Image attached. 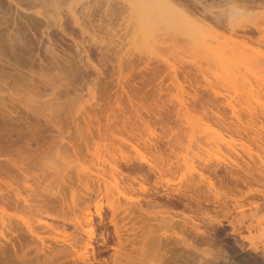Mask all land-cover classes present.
I'll return each instance as SVG.
<instances>
[{
	"label": "rangeland",
	"instance_id": "obj_1",
	"mask_svg": "<svg viewBox=\"0 0 264 264\" xmlns=\"http://www.w3.org/2000/svg\"><path fill=\"white\" fill-rule=\"evenodd\" d=\"M99 1L41 0L35 9H40L45 16H40L41 18L38 17V19L40 18L39 26L41 27L35 29L34 26H29V24L25 22L26 20L23 18L24 13L22 12L23 9L16 10L15 5L12 3L9 4L10 2L8 0H0V3H2L0 4L2 6V9L0 8V20L2 22V24L0 22V54H2L0 55V81H2L0 83V90L1 92H4L2 90H6L7 93H9L10 89L8 90V87H11L12 91L20 93L16 101L9 99L7 96L5 99H0V114L3 112V109L6 110L11 108L12 110L19 111L24 116L23 120L21 119L17 122L9 118L4 119V115H0V129H2L0 131V140L5 139L8 141L5 148L4 146L0 148L3 152L0 153V171L4 173V175L0 173V180H4V183L1 181L0 185L2 183V188H5L6 192L10 187L14 188L12 190L22 192L24 196L30 193L32 196L29 195L31 196L29 198L33 201V204L30 201L31 206L29 207L24 205L16 206L14 203H12L14 206H11V203L5 202L6 200L3 201L0 198V200H2L0 201V220L4 218L7 223V228L0 224V227L2 226L4 229H0V264H59V262L63 264L66 262L67 264H72L73 262L74 264V262H77L79 259V263L81 264L82 260L79 256H82V258L83 256L86 257L87 255H85V253L90 250L87 244L88 237L86 235L92 229L89 227L95 228L93 236L94 241H92V243L97 247L101 246L100 241L102 234L106 235V232L102 230L103 227L101 228L100 219L96 214L98 206H101L102 212L108 217L112 214L111 209L108 208L110 197L106 198L105 192H100L99 184L101 181L98 184L100 179L104 181H102L104 184L101 190L105 189V185L109 186L106 188H110L112 185L111 188L113 190V186L117 187V189L120 188L119 191L114 190L120 192L117 193L119 194L118 196L122 197L121 195L125 193L123 199L125 196H129L128 201H134V204H137L138 200H140L143 210L136 207V214L138 216L143 214L144 218L145 216L146 218L148 217L147 220L145 219L146 223H154V225H151L153 227H150V223L147 225L148 227L146 226L143 232L144 235L142 234L143 236L146 235L145 237L141 235L139 239L134 241V245L138 244V247L136 246L135 248L132 246V249L130 244L127 246L128 252L129 250L133 251H131L132 253L130 252V254L136 253L134 255V257L136 256L135 258H132L133 255L130 256L131 258L128 255L126 258L129 257V259L132 260L129 261L125 258L128 260L126 262L124 261L123 255L119 253V255L123 257L121 258V261L123 260L122 264H134V260L135 264H264V121H262L264 119L261 118V114L263 113L260 112L259 119H262V123L258 120L259 116L256 113L258 116L256 117L257 121L253 119L256 121V123L254 121L255 125H257L255 126L253 121L250 122L248 119L250 117L248 111L242 110L238 104L235 105L239 102L242 103L244 95L240 93L241 91H239V88L243 87L241 84H246L242 83L244 82L243 80H240L237 82L238 84L233 86L234 83H232V81L229 82L227 79L226 81L223 77V73L220 74L222 70L217 69L220 66L211 60L210 67L206 56L204 58L203 51L198 52L201 50L198 45H196L197 47H193L194 49L196 48L197 51L187 47L189 42L186 41V43H183L185 39L180 37L179 34L178 36L176 35L178 39L173 41H170V39H174V36L170 39L165 36L164 40L158 42L160 44L156 43V45L158 44L161 46H158L159 48H156L154 43L151 46L148 45V47H146L148 51L146 52L144 46L147 43L144 44L145 39L141 41V36V38L139 37L141 40H137L139 43L136 41L140 33L136 26H132L135 20L131 19L134 20L133 23L129 20V17H133L128 11L123 10V14L119 12L120 15H113L114 17L112 16L113 19L111 20H107L108 17H105L106 19L103 18V20L101 16L102 13L100 12V14H98L101 16L102 20L100 19L99 21L96 20V17L99 19V15L96 13L98 16L87 18V21L90 19L91 23H89L90 25H85V34L82 33L79 30L80 28H78L77 25L75 26L73 22L69 25L72 18L69 14V16L66 15L67 12L65 13L62 9V11H60L62 13L61 15L58 11V8L61 7L60 4L65 6L67 5L66 3H70L69 6L73 3V6H76V8L78 7L77 9H80L79 7H82L83 3H85L83 8L87 6V9L89 7L91 12H96L97 9H100L99 7H101V10L107 8L109 2L110 4L114 1L121 2V0H107L108 3H104L106 0H102V4V1ZM221 1L224 2L228 0H204L206 5H209L208 8L212 7L210 9L216 13L220 10V12H222V10L225 11L228 9L229 5L225 7L222 5ZM74 2H76V5ZM219 3H221V5ZM56 5L60 7L57 8ZM238 5L244 8L247 6L246 9L249 11L244 10L249 12L247 14L251 17H248L245 13L242 14V12L238 13V19L236 18V20L239 24L244 22V20L248 22L250 20L251 22L253 18H256L254 21L257 22L264 21V2L253 3L242 0ZM221 6L225 7V9ZM64 9L66 10L67 8ZM61 17L63 19L67 17V19H65V21L68 20L67 23L64 24L62 22L64 20H61L64 27L66 26V32L61 31L57 26L59 25L58 21L60 22ZM247 17L249 19H246ZM259 17H261V19ZM257 18L259 19L257 20ZM95 20L96 23L94 24ZM130 21L132 23H130L131 25L128 24ZM126 23L128 27H130L127 28L126 26L125 29ZM96 25L101 27L102 31H100L99 27L98 30L97 27H95ZM108 25L109 27H106ZM89 26H91V29L87 32ZM105 27L106 29H104ZM110 27H113V30ZM131 27H136L135 29H137L138 32L134 30L130 33L129 31H132L130 30ZM163 27L162 31L164 30L166 32L165 29L167 27L165 26L166 28L164 29ZM215 27V32L224 36L220 37L221 39H214V41H216L214 42L215 46L216 44L221 45L219 42L223 40L224 45L227 41H235L234 39L229 40L227 38L230 36V33L225 31L224 28L217 27L216 25ZM32 28L35 30L39 28L40 30L35 31ZM103 29L109 30L104 32ZM127 29L129 30L127 31ZM41 31H45L44 34H42ZM114 31L115 33L117 31L119 33L115 35ZM172 31L176 34L174 30ZM172 31L170 35L173 34ZM106 32L109 33L105 34ZM158 32L161 34L160 31ZM45 33L50 34V40ZM66 33L69 34L67 35ZM167 33L170 32L167 31ZM14 35H16L15 38H13ZM81 35H83V37ZM106 35L113 37H107ZM122 35L126 37L129 36L128 38L131 40L137 38L130 43V39L124 38ZM96 36L99 39H97ZM119 36L123 39L119 38ZM244 36L245 37L242 36L243 41L240 39V36L237 37L238 40L236 38V42L247 45L245 49H248V51H253L251 50L253 48L256 52H261L262 55H264V36L261 35L260 31L249 32ZM112 39L115 42H113ZM119 39H121V41ZM77 40L79 41L78 45L80 44L79 49L82 45L84 49L79 50L78 47H76ZM176 41L180 45L178 44L176 46L171 43H176ZM192 44L189 46L192 47ZM178 46L180 47L178 48ZM85 48L90 54L93 63L98 65V67L102 66L101 71L104 73V75H102V80L106 78L105 80H107L109 86L106 85L105 80L101 81L100 76L98 78V74L92 66L86 64ZM153 48L157 50L155 51ZM220 48L218 46L216 50H222ZM176 51L178 52L176 53ZM154 52L158 54L155 55ZM179 53L184 55L181 57ZM191 54H194L193 57ZM182 58H184V60ZM198 59L201 63L198 62ZM204 61H207V64H205L206 62L203 63ZM83 64L86 66L84 67ZM167 64H169V67ZM172 64L174 67H172ZM170 65H172V68ZM118 67L121 72H119ZM173 68H175L176 71H174ZM75 72L78 74V77L72 75V73ZM20 73L26 74H23L21 77L19 76ZM203 74L206 80L202 76ZM119 75L128 77L122 79V86H124L127 93H121L119 84H117ZM216 75L223 80H218ZM213 76L216 78L215 80ZM82 78L84 80H81ZM44 79H47V81L49 79V82L44 83ZM255 79L257 78L250 77L252 83ZM4 81H6L8 85ZM255 83H253L254 87L256 86L255 88H258L257 91H259L257 94H262V99H264V94L262 93L264 91V88H262L264 87V82L259 80L255 81ZM30 84L31 86L29 87ZM36 84H40L39 86L41 87L39 88ZM6 85L7 88H5ZM228 85L234 87H232L233 92H231L232 90ZM236 85L240 86L237 88ZM105 86L108 87L110 94L113 93L110 98H107V94L105 95L106 97L104 96L106 91ZM213 86L218 92L215 91V94H218L216 97L219 98V95H221V99L223 97L222 100L216 98V102L214 91H209V88ZM130 88L135 90L132 89V91ZM40 89L42 92L38 91ZM237 89L239 90L237 91ZM117 90H119V94L115 96ZM210 90H212V88ZM211 92L214 96H211ZM237 92L239 93L238 96L241 95L242 97L237 96L238 98H236L235 95H237ZM5 93L6 92L3 94ZM7 93L5 95H7ZM29 93H32L34 96H32V94L28 95ZM3 94L0 93V96L2 97ZM128 94L130 97H128ZM232 95H234L233 98ZM118 96L122 99V103L126 106L125 110L127 111L123 114L122 111H118L117 109L118 113L120 115H129L134 118V121L138 122V124L135 123L134 127L130 124L126 127H123L121 124L116 125V123L115 125L113 123L112 125H107L110 121L103 118L102 123L105 124L106 127L104 126L101 132L94 131L93 134L89 136V134H85V131L81 130L85 134V138H82L79 135L77 136L74 131L75 127L73 126L70 127V131L74 134L70 136L66 133L64 134L65 136L62 134L60 135V132L51 128L45 120V118H47V120H50L53 124L62 127L66 132L68 130V122L72 121L73 118H79L80 116L81 118L78 120L82 123L81 119L84 115L82 110L85 111L87 108L90 109L87 110L89 114H94L95 111L94 113L93 111L91 112V107L96 108L97 103H102L104 100H107L106 102L108 104L110 100V102L115 101ZM101 98L104 99L101 100ZM237 99H240L239 102H236L238 101ZM229 100L233 101V103L235 102L232 105H234L236 109L240 108V113H236L238 109L232 112L233 110L230 108ZM106 102L102 104L107 106L105 104ZM242 104L244 105V102ZM3 105L6 108H4ZM33 107L36 109H34V112L36 111L41 115H39L38 118L37 115L32 112ZM105 112H101L103 116L105 114L106 116L110 115V112ZM84 113H86V111ZM100 114L99 116H101ZM232 115L233 117L235 116L236 119H233ZM246 115H248L247 121L250 122V124H248L252 125L248 127H251L252 130L246 128ZM25 117L26 119H24ZM252 118H254V116H251L250 120H252ZM195 120H198L199 123ZM243 120L246 123H244ZM200 122L202 123V130L201 126H199L201 124ZM238 122L239 124H237ZM27 123H31L33 126L37 124L39 127L44 128L43 133L35 135L38 137L41 148H37L38 145L32 143L31 150L32 148L33 150H30L31 152L27 148L26 139L29 137L33 138V136L28 130ZM83 123L82 126L85 128V122ZM196 123L197 125H195ZM205 124H209V127H206ZM240 124H242L243 129L246 128L247 131L245 129L244 131ZM232 125L235 126L233 127ZM237 126L240 129L237 128ZM254 126L256 129L255 131L253 130ZM213 129H218L216 131H220V134L223 133L222 136H220V134L218 135V133L214 134L215 131ZM241 129L243 132H241ZM257 129H259L258 135L256 134ZM209 130H212V134L209 133ZM249 130L250 132H248ZM203 132L205 133L204 137L206 136V140H203L204 138L201 137ZM86 135L88 137L87 139ZM198 136L203 139L198 140ZM215 139L218 141L216 144L214 143ZM3 140L0 141V144H3ZM9 141L15 143L10 144ZM246 162H249V167ZM15 164L19 165V168L21 167L19 171V168ZM57 164L58 166L60 165L59 168L62 169L63 172L56 166ZM115 165H117L118 169L115 167L116 169L113 170V166ZM217 165L220 168L225 167L224 169L228 171V173L226 171H219V175L222 173L228 174V179L224 182H221L220 177L209 169ZM226 166L228 167L226 168ZM23 169L26 171L24 172ZM79 169L83 170L81 171ZM50 171L53 173V176L49 174ZM79 171H81V173ZM231 174L235 175V177H232ZM27 175L29 177H27ZM97 177L100 179L98 180ZM34 181L37 183H33ZM5 182L7 184H5ZM25 182L26 185L24 187ZM27 182H29V185L34 184L37 188L32 185L31 190H29ZM8 184L9 186H7ZM13 185L15 187H13ZM48 185H52L53 188L50 187L52 189H48ZM155 185L160 190L164 191L165 189H169V191L171 190L170 192L173 191L172 193L176 196H179L180 193L182 195L183 192L189 190L191 186L204 188L205 194L209 195V197L206 196L209 201L202 202L201 205H194L192 208H185L182 204L179 206H171L169 205L170 203L168 204L163 198L154 199L153 191L156 189ZM38 186L43 188L40 187V189ZM46 186H48V188ZM44 187L49 191H46L47 189L45 190ZM35 188L38 193L40 192V195L42 192L45 193V196L42 194L43 197H39L41 200H44V197H46L44 201H38V198V200L32 199L34 198L32 193ZM9 189L8 191L11 190ZM25 189L27 191H25ZM120 190L123 191V194H121ZM47 192L51 193L48 194ZM127 197L125 199H127ZM148 199H150V202L146 203ZM120 200H122V198H120ZM202 201H204V199H202ZM32 206H37V211ZM13 207L15 209H13ZM26 207H32L35 210L31 208V212L30 209H26ZM16 208L20 210L18 209L16 211ZM89 217L93 218V225L89 223V219H87ZM6 218H8L7 221ZM11 220L12 222H10ZM160 220L163 221L161 222ZM159 221L163 223V228ZM166 222H169L167 223L169 227L171 226L170 229L167 226L168 230H166L167 227L165 228ZM218 222H222V224L218 225ZM28 223L30 226H34L32 228L35 230V233L29 230ZM155 223L161 226H156ZM230 223H234L238 228H241V235L245 237L244 239L239 237V234L234 235L232 233L233 227ZM140 224H142V222ZM156 227L159 228L154 231ZM194 227H197L196 229L198 230L194 229ZM112 228L113 227L109 225L108 232L111 231V235L113 233ZM88 229L90 230L88 231ZM3 231H5L6 235H4ZM197 231L200 232L198 235H202V233H204V235L211 234L210 238H212V244L201 240L196 241L193 235L194 232L197 233ZM160 234H162L160 237L163 238V241H167H162L163 243H161V245L156 241ZM166 237L168 240H165ZM141 241L142 244L140 245L139 243ZM191 241H195L192 247L187 244ZM213 241L215 243H213ZM162 244H165L164 247H166L164 248ZM64 246L66 247L61 249V247ZM135 249H137V251ZM112 252L113 250H111L110 253L112 254ZM59 255L64 256L61 257ZM110 255L107 253L103 254L102 258L109 257ZM108 261L110 262L111 259ZM131 261L133 263H131Z\"/></svg>",
	"mask_w": 264,
	"mask_h": 264
},
{
	"label": "bare ground",
	"instance_id": "obj_2",
	"mask_svg": "<svg viewBox=\"0 0 264 264\" xmlns=\"http://www.w3.org/2000/svg\"><path fill=\"white\" fill-rule=\"evenodd\" d=\"M10 3L9 4H14L15 5V9L16 10H21V9H23L22 10V12L24 13V17L23 18H25V22L26 23H28L29 24V26H34L35 27V29L37 28V27H41V26H39V19L41 18L40 16H45V14H42L43 12L40 10V9H35L38 5H39V1H41V0H8ZM63 1V0H62ZM97 1H99V0H97ZM102 1V0H101ZM240 1H242V0H228V1H224V2H222V5H224L225 7L226 6H228V9H226L225 11L224 10H222V12H214V11H212L210 8H212V7H210V8H208V6L209 5H206V3L204 2V0H121V2H113V3H111L110 4V2L108 3V1L106 0V1H104V3H108L107 5V8H104V9H102L101 10V7H99L100 9L98 10L97 9V11L94 13V12H91L90 10H89V7H88V9H87V6H85V8H83V6L85 5V3H83V6L82 7H79L80 9H77L76 8V6H73L74 4L73 3H71V6H69L70 5V3H66L67 5H65V6H63V5H61L60 3H61V1H60V6L62 7H60V6H58V5H56L57 6V8L58 7H60L61 8V10H60V8H58L57 10L59 11V14L61 13L60 11H62V9H63V11H65V13L67 12V14L66 15H70V17L72 18V20H71V22H70V20H69V25L73 22V24L76 26H78V28H80L79 30L82 32V33H86V26L89 24V23H91V20L90 19H88V21H87V18H90V17H96V15L99 13L100 14V12L102 13L101 14V16H102V19L103 18H105V17H108V19L107 20H111V19H113L112 18V16L114 15H120V13L119 12H121V14H123L124 13V11L123 10H125V11H128V13H130L131 14V16L133 17V18H131V17H129L130 19L129 20H131V19H134L135 20V23L134 24H132L133 23V21L134 20H131L132 21V23H131V21L128 23L129 25H131L132 24V26L134 27V26H136L137 27V29H138V31H139V36H138V38L136 39V38H133L132 40L134 41L135 39H136V41L138 40V41H140L141 39V36H142V40L141 41H143V39H145L144 41V44H146L144 47H145V49H146V47H148V45H153V43H154V46L157 48L159 45L158 44H160V43H158V42H160V40L162 41V40H164V37L165 36H167V37H169V39L170 38H172L173 36H174V39H170V41H173V40H175V39H178L177 38V36H178V34H179V36L180 37H182L183 39H185L184 41L185 42H183V43H186V41H188L189 42V45H191L192 43H197V44H192V47L191 46H189V45H187V47H189V48H193L194 46H196V45H198V47H199V49H201L200 51H198V52H201V51H203V54H204V58H205V56H206V59H207V61L209 62L208 63V65L210 66V62H211V60L212 61H214L218 66H220L219 68H217V69H221L222 71L220 72V74L221 73H223V75H221V76H223L224 78H225V80L227 79V80H229V82L230 81H232V83H234V85L233 86H235V84H238L237 82L238 81H240V80H243L244 82H242V83H245L246 85H242L241 84V86H245L244 88L242 87H240L239 89H237V91L239 90V91H241L240 93L242 94V95H244L243 96V98L245 99H243V101H242V103L244 102V105L241 103V102H239V100L240 99H237L238 101H236V102H239L240 103V105H239V103H236L235 105H237L238 104V106H240V108L243 110H247L248 111V113H246V114H248V115H250V117L252 116H254V118H252V120H250V117L248 118L249 119V121L250 122H252L253 121V123H254V121L257 119L256 117H258L259 116V114H261V113H263V114H261V118L262 119H264L263 117H264V99H262V94H257V93H259V91H257L258 90V88H255L254 87V84L253 83H255V81H259V80H261V82L263 81L264 82V55H262V53L261 52H256V50H254L253 48L251 49V50H253V51H255V52H253V51H248V49H245V47L247 46V45H244V43H238V42H236L237 40H238V38L237 37H240L241 36V40L243 41V39H242V36L243 37H245L244 35L245 34H248L249 32H256V31H260V33H261V35H263L264 36V21L263 22H261V21H254L255 19L253 18V21H251L250 22V20H249V22L248 21H245L244 20V22H242V23H238V21L236 20V18H237V16H238V13H240V12H242V14H247V13H249V12H247V11H245V10H248V9H246V7L247 6H245V8L243 7V6H239L238 5V3L240 2ZM246 1H249V2H253V3H255V2H258V3H262V2H264V0H246ZM3 2V1H2ZM59 2V1H58ZM79 2V1H78ZM100 2V1H99ZM75 3V5H76V2H74ZM80 3V2H79ZM81 3V4H82ZM102 4H103V1L101 2ZM0 4H2V3H0ZM26 6H25V5ZM80 4V5H81ZM110 4V5H109ZM220 5H221V3H219ZM24 5V6H23ZM1 6V5H0ZM78 6H79V4H78ZM94 6V5H93ZM98 6V5H97ZM104 6V5H103ZM219 6V5H218ZM72 7V8H71ZM92 7V6H91ZM106 7V6H105ZM213 7H214V5H213ZM221 7H223V6H221ZM225 7H223L224 9H225ZM1 9H2V6L0 7ZM64 8H67L66 10L64 9ZM219 8V7H218ZM222 9V8H221ZM245 9V10H244ZM1 11V10H0ZM243 11H245V12H243ZM249 11V10H248ZM19 12V11H18ZM97 13V14H96ZM58 14V13H57ZM98 14V15H99ZM61 15H62V13H61ZM68 15V16H69ZM97 15V16H98ZM129 15V14H128ZM225 15V16H224ZM22 16V15H21ZM67 16V17H68ZM101 16L99 15V19H97L98 17H96V20L97 21H99L100 19H101ZM113 16V17H114ZM247 16H248V14H247ZM38 17H40L39 19H38ZM67 17L66 18H62L61 17V19H60V22H61V20H64L65 21V19H67ZM84 17V18H83ZM248 17H250V16H248ZM246 18V19H249V18ZM22 18V17H21ZM22 18V19H23ZM43 18V17H42ZM83 18V19H82ZM251 18V17H250ZM260 19H261V17H259ZM259 18H257V20L259 19ZM264 18V17H263ZM262 18V19H263ZM101 19V20H102ZM106 19V18H105ZM121 19V18H120ZM238 19V18H237ZM24 20V19H23ZM58 20V19H57ZM96 20H95V22H94V24L96 23ZM104 20V19H103ZM114 20H115V18H114ZM127 20H128V18H127ZM128 20V21H129ZM62 21L64 24L65 23H67L68 22V20L67 21ZM92 21H93V19H92ZM0 22H1V20H0ZM60 22L58 21V23H59V25H57L58 26V28H60L61 29V31H63V32H66V29H65V27H64V25H63V23L61 22V24H60ZM57 23V24H58ZM101 23L103 24V22L101 21ZM131 23V24H130ZM1 24H2V22H1ZM0 24V25H1ZM105 24V23H104ZM124 24V23H123ZM122 24V25H123ZM127 24V23H126ZM128 24L127 25H125V29H126V26H127V28H129L128 27ZM41 25V24H40ZM86 25V26H85ZM90 25V24H89ZM99 25V24H98ZM101 25V24H100ZM107 25V24H106ZM113 25H115V26H117L116 24H113ZM112 25V26H113ZM215 25L217 26V27H222V28H224V30L225 31H228L229 33H230V36L229 37H227L229 40L230 39H234L235 41L233 42L232 40H230V41H227V43L225 42V45H224V40L221 42H219V43H221V45H217L216 44V46H215V44H214V42H216V41H214V39H216V38H220V37H224L222 34H219V33H216L215 32V30H216V27H215ZM4 26H5V24H4ZM101 26H103V25H101ZM161 26V27H160ZM164 26V27H163ZM167 28H170V29H167ZM1 27V26H0ZM95 27H97V29H98V27L99 26H95ZM104 27V26H103ZM106 27H109V25L108 26H106ZM106 27L104 28V29H106ZM133 27H131L130 28V30H132V31H129L130 33L131 32H133L134 30H136L137 31V29H135V28H133ZM162 27H163V29L164 28H166L165 30H166V32L163 30L162 31ZM215 27V28H214ZM77 28V27H76ZM100 28V31H102L101 30V27H99ZM110 28H112V30H113V27H110ZM119 28V27H118ZM160 28V29H159ZM222 28H221V30H222ZM1 29V28H0ZM33 29V28H32ZM35 29H33V30H35ZM91 29V26H89V29H88V31L87 32H89V30ZM96 29V30H97ZM103 29V30H104ZM115 29V28H114ZM218 29V28H217ZM38 30H40L39 28H38ZM38 30H35V31H38ZM75 30H77V29H75ZM99 30V29H98ZM107 30H109V29H107ZM107 30H104V32L105 31H107ZM129 29H127V31H128ZM157 30V31H156ZM172 30H174L175 32H176V34H174V32L172 31ZM219 30V29H218ZM2 31V30H1ZM124 31V30H123ZM127 31H126V33H127ZM137 31V32H138ZM158 31H162L161 32V34L158 32ZM167 31L168 32H170V33H167ZM171 31H172V33L174 34H172V35H170L171 34ZM42 32V31H41ZM44 32L45 31H43L42 32V34H44ZM81 32H80V34H81ZM103 32V33H104ZM111 32V31H110ZM121 32V31H120ZM154 32H156V33H154ZM166 33V34H164V33ZM219 32V31H218ZM263 32V33H262ZM109 32H106L105 34H108ZM114 33H115V31H114ZM117 34L119 33L118 31L116 32ZM115 33V35H117ZM125 33V34H126ZM159 33V34H158ZM163 33V34H162ZM8 34V33H7ZM46 34V36L49 38V40L51 39L50 38V34L49 33H45ZM67 35L69 34V33H66ZM83 34V35H84ZM102 34V33H101ZM113 34V33H112ZM128 34V33H127ZM126 34V35H127ZM11 35V34H10ZM83 35H81L82 37H83ZM109 35H111V34H109ZM109 35H106L107 37H113V36H109ZM114 35V36H115ZM177 35V36H176ZM2 36V35H1ZM15 36L16 35H14V37L13 36H11V37H13V38H15ZM80 36V37H81ZM94 36H95V34H94ZM103 36V35H102ZM123 36V35H122ZM133 36V35H132ZM135 36H136V33H135ZM8 37H10V36H8ZM88 37H89V35H88ZM104 37V36H103ZM124 38H128V37H126V36H123ZM140 37V38H139ZM96 38H97V36H96ZM119 38H122L121 36H119ZM132 38V37H131ZM236 38H237V40H236ZM85 39V38H84ZM83 39V40H84ZM97 39H99V38H97ZM123 39V38H122ZM128 39H130V38H128ZM217 39V40H218ZM221 39V38H220ZM15 40V39H14ZM48 40V41H49ZM76 40V39H75ZM89 40V39H88ZM109 40H111V39H109ZM113 40V39H112ZM120 41H121V39H119ZM125 40V39H124ZM132 40L130 39V41L129 40H127V41H129L130 43L132 42ZM146 40H147V42H146ZM182 40V39H181ZM227 40V39H226ZM240 40V41H241ZM78 41V40H77ZM137 41V43H139ZM166 41H168V40H166ZM82 42V41H81ZM98 42V41H97ZM113 42H115L114 40H113ZM119 42V41H118ZM123 42V41H122ZM150 42V43H149ZM218 42V41H217ZM233 42V43H232ZM78 43H79V41L77 42V44H76V47H78V49H79V45H78ZM112 43V42H111ZM126 43V42H125ZM134 43V42H133ZM149 43V44H148ZM152 43V44H151ZM156 43H158L157 45H156ZM171 43H173L174 45H178L179 43L176 41V43H174V42H171ZM181 43V42H180ZM191 43V44H190ZM218 43V44H219ZM236 43V44H235ZM11 44V43H10ZM109 44V43H108ZM120 44V43H119ZM143 44V45H144ZM165 44V43H164ZM188 44V43H187ZM213 44H214V46L216 47V48H218V46H219V48L220 49H222V50H220V51H217L216 50V48L213 46ZM239 44V45H238ZM125 45V44H124ZM137 45H139V44H137ZM136 45V46H137ZM180 45V44H179ZM229 45H232V46H229ZM52 46V45H51ZM117 46V45H116ZM239 46H242V47H239ZM82 47H83V45H82ZM80 48V49H84V48ZM114 47V46H113ZM142 47V46H141ZM141 47H140V49H141ZM144 47H142V48H144ZM159 47H161V46H159ZM158 47V48H159ZM171 47V46H170ZM180 46H178V48H179ZM197 47V46H196ZM53 48V47H52ZM51 48V49H52ZM167 48H168V46H167ZM226 48V49H225ZM250 48V47H249ZM79 49V50H80ZM86 49V48H85ZM134 49V48H133ZM154 49V48H153ZM169 49V48H168ZM194 49V48H193ZM198 49V48H197ZM198 49V50H199ZM103 50V49H102ZM144 50V49H143ZM150 50V49H149ZM155 50V49H154ZM157 50V49H156ZM155 50V51H156ZM164 50V49H163ZM187 50H189V49H187ZM192 50V49H191ZM195 51H197L196 50V48L194 49ZM194 50H193V52H194ZM219 50V49H218ZM83 51V50H82ZM82 51H80V52H82ZM85 51V61H86V64L88 65V66H92L93 67V69L94 70H96V72H97V76H98V78H99V76L101 77V81H104V80H102L103 78V76L102 75H104V73H103V71H101L102 69H101V67L102 66H100V67H98V65H95L94 63H93V61H92V59H91V56H90V54L87 52V49L86 50H84ZM118 51V50H117ZM139 51V50H138ZM148 50L146 49V52H147ZM190 51V50H189ZM1 52V51H0ZM120 52V51H119ZM131 52V51H130ZM159 52H160V50H159ZM178 51H176V53H177ZM186 52H188V51H186ZM191 52V51H190ZM197 52V53H198ZM135 53V52H134ZM155 53V52H154ZM182 53V52H181ZM181 53H179L180 54V56L182 57V55H184V54H182L181 55ZM208 53V54H207ZM259 53H261V54H259ZM120 54V53H119ZM128 54V53H127ZM156 54H158V53H155V55ZM163 54H164V52H163ZM199 54V53H198ZM206 54V55H205ZM0 55H2V54H0ZM148 55V54H147ZM165 55V54H164ZM163 55V56H164ZM194 55V54H193ZM193 55L191 54V56L193 57ZM125 56V55H124ZM127 56V55H126ZM137 57V56H136ZM184 57V56H183ZM203 57V56H202ZM263 57V58H262ZM152 58V57H151ZM169 58V57H168ZM196 58V57H195ZM200 58H201V56H200ZM199 58V59H200ZM120 59V58H119ZM135 59V58H134ZM176 59V58H175ZM183 60H184V58H182ZM198 59V62L199 63H201L200 62V60ZM203 59V58H202ZM201 59V60H202ZM2 60V59H1ZM83 60V59H82ZM117 60V59H116ZM178 60V59H177ZM181 60V59H180ZM192 60H193V58H192ZM123 61H124V59H123ZM207 61H204L203 63H205V64H207ZM82 62V61H81ZM120 62H122V61H120ZM196 62V61H195ZM133 63V62H132ZM164 63V62H163ZM170 63V62H169ZM172 63V62H171ZM213 63V62H212ZM124 64V63H123ZM198 64V63H197ZM120 65V64H119ZM169 64H167V66H168ZM173 65V64H172ZM172 65H170V67L172 66ZM193 65V64H192ZM195 65H196V63H195ZM203 65V64H202ZM213 65V64H212ZM83 66L85 67L86 65H84L83 64ZM88 66H87V68H88ZM115 67V66H114ZM169 67V66H168ZM172 67H174V65L172 66ZM171 67V68H172ZM198 67V66H197ZM211 67V66H210ZM91 68V67H90ZM116 68V67H115ZM121 68V67H120ZM170 68V69H171ZM203 68V67H202ZM205 68H206V66H205ZM244 68V69H243ZM19 69V68H18ZM107 69V68H106ZM201 69V68H200ZM204 69V68H203ZM215 69H216V67H215ZM214 69V70H215ZM118 70H119V67H118ZM122 70V69H121ZM173 70L174 71H176V69L175 68H173ZM83 71H84V69H83ZM89 71V70H88ZM173 71V72H174ZM216 71V70H215ZM218 71H220V70H218ZM95 72V73H96ZM118 72V71H117ZM119 72H121L120 70H119ZM212 72H213V70H212ZM217 72V71H216ZM18 73V72H17ZM80 73V72H79ZM108 73V72H107ZM113 73H114V70H113ZM176 73V72H175ZM215 73V72H214ZM219 73V72H218ZM23 74H26V73H20V75L19 76H21L22 77V75ZM81 74V73H80ZM115 74V73H114ZM113 74V75H114ZM119 74V73H118ZM72 75L73 76H76V77H78V74L75 72V73H72ZM82 75V74H81ZM213 75V74H212ZM211 75V76H212ZM217 75H219V74H217ZM216 75V77L218 78V76ZM18 76V77H19ZM203 77L205 76L204 74L202 75ZM214 76H215V74H214ZM213 76V78H214V80L216 79L215 77ZM20 77V78H21ZM82 77H83V75H82ZM127 76H118V83L117 84H119V87H120V89H121V93L123 92V93H127V91L125 90V88H124V86H122V79L123 78H126ZM250 77H254V78H257V79H255L254 81H253V83H252V80H250ZM24 78V77H23ZM84 78V77H83ZM81 79V80H84V79ZM128 78V77H127ZM205 78V77H204ZM16 79V78H15ZM15 79H14V81H15ZM18 79V78H17ZM32 79H34V78H32ZM208 79V78H207ZM223 80V79H221V78H218V80ZM259 79V80H258ZM3 80V79H2ZM31 80V79H30ZM86 80V79H85ZM205 80H206V78H205ZM226 80V81H227ZM33 81V80H32ZM31 81V82H32ZM37 81V80H36ZM40 81H42V82H44V83H46V82H49V79H48V81H47V79L45 80L44 79V81L43 80H40ZM99 81H100V79H99ZM106 81V85H108L109 86V84H108V82H107V80H105ZM126 81V80H125ZM129 81V80H128ZM209 81V80H208ZM2 81H0V83H1ZM4 82H6V81H4ZM223 82V81H222ZM221 82V83H222ZM33 83V82H32ZM36 83V82H35ZM226 83V82H225ZM3 84V83H2ZM6 84L8 85V83L6 82ZM113 84V83H112ZM216 84V83H215ZM230 84V83H229ZM7 85L5 86V88H7ZM36 85H38V84H36ZM40 85V84H39ZM38 85V87L40 88L41 86H39ZM105 85V84H104ZM227 85V84H226ZM226 85H225V87H226ZM255 85H256V83H255ZM263 85V84H262ZM261 85V86H262ZM31 86V84L29 85V87ZM49 86V85H48ZM114 86H115V84H114ZM217 86V85H216ZM229 87H230V85H228ZM233 86H231L230 87V89L232 90L231 92H233V89H232V87ZM237 86V85H236ZM238 86H240V85H238ZM238 86H237V88H238ZM258 86H259V84H258ZM36 87V86H35ZM106 87V88H105ZM104 88L106 89V91H105V93H104V96L107 94V98H110L111 96H112V94H110L109 93V91H108V87L107 86H105ZM208 87H209V84H208ZM220 87H222V86H220ZM39 88H37V89H39ZM133 88H135V87H133ZM133 88H130L131 90L133 89ZM212 88V90H210ZM211 88H209V91H214L213 93H214V95H215V99L217 98L216 96H218V92L216 91V89L214 88V86L213 87H211ZM218 88V87H217ZM234 88V87H233ZM262 88H264V87H262ZM10 89V90H9ZM35 89V88H34ZM213 89H215V90H213ZM219 89V88H218ZM235 89H236V87H235ZM8 90H9V93H7V91L6 90H2V91H4V92H6L7 93V95H5V94H3L4 92H1V90H0V93L1 94H3V98L1 97L0 99H5L6 98V96L7 97H9V99H11V100H17V97H19V92H17V91H12L11 90V87L9 88L8 87ZM109 90H110V88H109ZM133 90H135V89H133ZM132 90V91H133ZM260 90H262V89H260ZM11 91V92H10ZM38 91H41V89L40 90H38ZM215 91L217 92L216 94H215ZM36 92V91H35ZM42 92V91H41ZM111 92V91H110ZM212 93V92H211ZM213 93H212V95L211 96H214L213 95ZM221 93V92H220ZM263 94H264V91L262 92ZM32 93H29L28 95H31ZM42 94H44V93H42ZM119 94V90H117V92H116V94H115V96L116 95H118ZM229 94H230V92H229ZM238 92H237V95H235V93H234V95L236 96V98H238L239 96H241V95H239L238 96ZM46 95V94H45ZM234 95H232V98H233V96ZM5 96V97H4ZM32 96H34L33 94H32ZM32 96H31V99H32ZM224 96V95H223ZM231 96V95H230ZM238 96V97H237ZM264 96V95H263ZM103 97V96H102ZM106 97V96H105ZM128 97H130V95L128 94ZM225 97V96H224ZM226 97H228V96H226ZM242 97V96H241ZM219 98L221 99V95H219ZM219 98H217V99H219ZM102 99H104V98H101V100ZM217 99H216V102H217ZM222 99H223V97H222ZM221 99V100H222ZM242 99V98H241ZM19 100H20V98H19ZM100 100V101H101ZM225 100V99H224ZM227 100V99H226ZM14 101V102H15ZM21 101V100H20ZM107 101V100H106ZM105 100L104 101H102V103L103 102H106ZM111 101V100H110ZM108 102V104H107V102L105 103L107 106H104L101 102H98L97 103V107L96 108H92L91 107V112L93 111V113H94V111H95V113L94 114H92V113H90L89 114V112L87 111V110H90V109H85V111H86V113H84L85 111L84 110H82L83 112V117H82V123L83 122H85V128L82 126V123L78 120L79 118H81L80 116H79V118H73V120H72V117H71V120L72 121H69L68 122V125H67V127H68V130L65 132L64 130H63V128L62 127H59V126H57V125H55V124H53L52 122H50V120H47V118H45V120H46V122H47V124L48 125H50L51 126V128H53V129H55V130H57V132L59 131L60 132V135L62 134L63 136H65L64 134L66 133V134H68L69 136L71 135V134H74L73 132L71 133V126H73V127H75V132H76V134H77V136L79 135V136H81L82 138H85V134L87 133V134H89V136L91 135V134H93V132L94 131H98V132H101V129L105 126L106 127V125L105 124H103L102 123V119L104 118V119H106V120H108V121H110L109 122V124H107V125H112V123L115 125V123H116V125L117 124H121V125H123V127H126L127 125H133V127H134V125H135V123L136 124H138V122H135L134 121V118H132L131 116H129V115H123V114H125L127 111L125 110L126 109V106L125 105H123V103H122V99H120V96H118L117 98H116V100L115 101H112V102ZM230 101V100H229ZM222 102V101H221ZM220 102V103H221ZM232 102V103H231ZM235 103V102H234ZM233 103V101H230V103H229V105H230V108L233 110L232 112H234V110L236 109L235 108V106L234 105H232V104H234ZM223 104V103H222ZM5 105V104H4ZM4 105H3V107H4ZM182 105V104H181ZM217 105V104H216ZM242 105V106H241ZM88 106V105H87ZM86 106V107H87ZM222 106V105H221ZM8 107V106H7ZM35 107V106H34ZM33 107V109H32V112H34V108ZM218 107V106H217ZM4 108H6V107H4ZM37 108V107H36ZM88 108H89V106H88ZM227 108V107H226ZM240 108H237L236 110V113H238L239 112V110H240ZM94 109V110H93ZM116 109V110H115ZM117 109H118V111L120 110V111H122V113L123 114H119L118 113V111H117ZM36 110V109H35ZM39 111V110H38ZM99 111H100V113L102 112H105V111H107V112H110V115H108V116H106V114L103 116L102 115V113L100 114L99 113ZM101 115V116H99V114ZM125 112V113H124ZM259 112V113H258ZM261 112V113H260ZM36 115H37V118L39 117V113L38 112H34ZM38 113V114H37ZM78 113H79V111H78ZM81 113V114H82ZM106 113V112H105ZM112 113V114H111ZM240 113V112H239ZM243 113V112H242ZM241 113V114H242ZM245 113V112H244ZM256 113H257V115H256ZM1 114L2 115H4L3 116V118L5 119V118H9V119H11V120H15V121H19V120H23V115L19 112V111H17V110H12L11 108H9V109H3V112H1ZM0 114V115H1ZM80 114V115H81ZM235 114V113H234ZM1 115V116H2ZM36 115H35V117H36ZM79 115V114H78ZM248 115H246L245 116V120H246V122H247V124H246V128H248V129H251L252 130V128L250 127H248V126H252V125H249L250 124V122L249 121H247L248 119H247V117H248ZM41 116V115H40ZM74 116V115H73ZM82 116V115H81ZM240 116V115H239ZM232 117H233V115H232ZM235 117V116H234ZM233 117V119H236V117L234 118ZM241 117V116H240ZM2 118V117H1ZM242 118V117H241ZM241 118H239V119H241ZM260 118V116L258 117V120H262V119H259ZM3 119V120H4ZM24 119H26V117L24 118ZM192 119V118H191ZM243 119V118H242ZM241 119V120H242ZM253 119H255V120H253ZM194 121V120H193ZM196 121V120H195ZM233 121H236V120H233ZM232 121V122H233ZM257 121V120H256ZM256 121H255V123H256ZM262 121H264V120H262ZM261 121V122H262ZM196 122H198L199 123V121L197 120ZM237 122V121H236ZM240 122V121H239ZM239 122L237 123V124H239ZM243 122H244V120H243ZM246 122H244V123H246ZM201 123V122H200ZM249 123V124H248ZM255 123H254V125H255ZM263 123V122H262ZM261 123V124H262ZM28 124V123H27ZM84 124V123H83ZM193 124V123H192ZM234 124V123H233ZM243 124V123H242ZM242 124H240L241 125V128L243 129V125ZM195 125H197V123L195 124ZM206 125V124H205ZM204 125V126H205ZM258 125H260V124H258ZM119 126V125H118ZM199 126H201V130H202V123L199 125ZM199 126H195V127H199ZM203 126V127H204ZM233 126V125H232ZM235 126V125H234ZM233 126V127H234ZM239 126V125H238ZM237 126V128H239ZM255 126H257V125H255ZM255 126L253 127L254 129V131L256 130L255 129ZM28 130L31 132V134H32V136H33V138H31V137H29L28 139H26L27 140V148L29 149V151L31 150V147H32V143H36V145H38L37 146V148H41V144L39 145V141H38V137H36L35 135H40L41 133H43V131H44V128H42V127H39L37 124L36 125H31V123L30 124H28ZM66 127V128H67ZM188 127H190V126H188ZM194 127V126H193ZM206 127H209V124H207L206 125ZM206 127H204V128H206ZM232 127V128H233ZM245 127V126H244ZM203 128V129H204ZM246 128H244L246 131H247V129ZM259 128V127H258ZM49 129V128H48ZM85 129V130H84ZM240 129V128H239ZM238 129V130H239ZM241 129V132H243V130ZM2 129H0V131H1ZM85 131L84 133L82 132V131ZM208 130V129H207ZM214 130V129H213ZM216 130H218V129H215L214 131H215V133L214 134H216V133H218V135L221 133L220 131L218 132V131H216ZM244 130V131H245ZM73 131V130H72ZM211 131L212 130H209V133H211ZM240 131V130H239ZM254 131H253V134H254ZM258 131H259V129H257V135L259 134L258 133ZM51 132V131H50ZM55 132V131H54ZM208 132V131H207ZM248 132H250V130L248 131ZM56 133V132H55ZM261 133H263V132H261ZM212 134V133H211ZM213 134V135H214ZM223 134V133H222ZM222 134H220V136H222ZM246 134H247V132H246ZM53 135V134H52ZM197 135H198V133H197ZM204 135H205V133L203 132V135L201 136V137H203V138H200L199 136V138H198V140L199 139H203V140H206V136L204 137ZM210 135V134H209ZM260 135H262V134H260ZM260 135H259V137H260ZM264 135V134H263ZM35 136V137H34ZM50 136V135H49ZM84 136V137H83ZM192 136H194V135H192ZM191 136V137H192ZM208 136V135H207ZM224 136V135H223ZM194 137H196V136H194ZM253 137V136H252ZM256 137V136H255ZM7 138V137H6ZM88 137H87V135H86V139H87ZM197 138V137H196ZM216 138V137H215ZM223 138H225V137H223ZM258 138V137H257ZM262 138V137H261ZM62 139V138H61ZM207 139H208V137H207ZM218 139H220V138H218ZM3 140V139H2ZM2 140H0V141H2ZM8 140V139H7ZM84 140V139H83ZM193 140V139H192ZM197 140V139H196ZM209 140V139H208ZM213 140V139H212ZM224 140V139H223ZM222 140V141H223ZM226 140V139H225ZM232 140V139H231ZM258 140H260V139H258ZM263 140V139H262ZM4 142H3V144H0V148L2 147V146H4V148H5V146H7V144H8V141H6L5 139L3 140ZM215 142V144H216V142H218V141H216V139L214 140ZM229 141H230V139H229ZM264 141V140H263ZM10 142V144H14L15 142H12V141H9ZM210 142V141H209ZM169 143H170V141H169ZM213 143V144H214ZM212 144V143H211ZM154 145H156V144H154ZM216 146V145H215ZM36 148V147H35ZM34 148V149H35ZM159 148V147H158ZM32 150H33V148H32ZM31 150V151H32ZM30 151V152H31ZM0 153H3L1 150H0ZM252 162H254V161H252ZM256 162V161H255ZM248 163V167H249V162H246V164ZM129 164V163H128ZM233 164H235V163H233ZM254 164V163H253ZM17 167L19 166V165H17V164H15ZM222 165V164H221ZM236 165V164H235ZM53 166V165H52ZM58 168L60 167V165L58 166V164L56 165ZM56 166H55V168H56ZM238 166V165H237ZM252 166V165H251ZM254 166V165H253ZM114 168H113V170H115L116 168L118 169V167H117V165H115V166H113ZM116 167V168H115ZM224 167V166H223ZM228 166H226V168H227ZM246 167V166H245ZM248 167H246V168H248ZM255 167V166H254ZM19 168V167H18ZM21 168V167H20ZM20 168L18 169V171L20 170ZM55 168H54V175H55ZM225 168V167H224ZM224 168H220L218 165L216 166V167H214V168H209L211 171H213L215 174H217L219 177H220V181L221 182H224V181H226L227 179H228V174H226V173H222V174H220L219 175V171L220 172H227L228 173V171L227 170H225ZM232 168V167H231ZM60 169V168H59ZM134 170H136L135 168H133ZM223 169V170H222ZM251 169V168H250ZM24 170V169H23ZM61 171H62V169H60ZM79 170H81V169H79ZM83 170V169H82ZM81 170V171H82ZM26 170H24V172H25ZM81 171H79L80 173H81ZM137 171H138V169H137ZM53 172V171H52ZM63 172V171H62ZM139 172V171H138ZM0 173H1V171H0ZM88 173V172H87ZM90 173V172H89ZM152 173H154V172H152ZM1 174H3L4 175V173H1ZM27 174V173H26ZM51 176H53L52 174L53 173H51V171H50V173H49ZM63 174V173H62ZM84 174H85V172H84ZM142 174V173H141ZM144 174V173H143ZM150 174V173H149ZM148 174V175H149ZM23 175H25V174H23ZM56 175H58V174H56ZM151 175V174H150ZM232 175V177H235V175H233V174H231ZM1 176V175H0ZM100 176V175H99ZM230 176V175H229ZM27 177H29L28 175H27ZM27 177H26V179H27ZM1 178V177H0ZM25 178V177H24ZM23 178V179H24ZM98 178V180L100 179L99 177H97ZM142 178H145V177H142ZM40 180V179H39ZM1 181H3L2 183H4V180H0V182ZM26 181V180H25ZM29 181V180H28ZM100 181H101V183H102V181L103 180H99V182H98V184L100 183ZM23 182V181H22ZM104 182V181H103ZM2 183H1V188H0V198L3 200V201H5V202H8V203H14L16 206H18V205H24V206H27V207H29V206H31V203L33 204V201L29 198V197H31L32 195L30 194V193H27V196H24L23 194H22V192H20V191H18V190H12V189H14V188H8L10 191H8V189H7V192H6V189L5 188H2L3 186H2ZM11 184H13L12 182H10ZM29 182H27V184H28ZM33 183H37V182H33ZM99 184L100 186H99V189H100V192H105V195H106V198H108V197H110L109 198V204H108V208H110L111 209V211H112V214L110 215V217H108L107 215H105L104 214V212H102L103 210H102V208H101V206H98V208H97V212H96V214H97V216L99 217V219H100V225H101V228L103 227V229L102 230H104V232H106V235L105 234H102V236H101V246L100 247H97V246H95L93 243H92V241H94L93 240V236H94V229L95 228H93V227H89L90 229H88V231L90 230V232H86L87 234V244H88V246H89V248H90V250H89V252L87 251V253H89V254H87V253H85V255H87L86 257H84L83 256V258H82V256H79V257H81V260H82V263L83 264H120V262H121V264H122V262H123V260L121 261V258H123L124 257V259L129 255V257L131 256V255H133L132 256V258H135L134 257V255L136 254H130V252L132 251H130L129 250V252L127 251V246L130 244V246L132 247V246H134L135 248H136V246L138 245H134V241L135 240H137V239H139V236H141L142 234H143V232L145 231V228H146V226L150 223H146V220L148 219V217L146 218V216H145V218L143 217V214H140L139 216L136 214V207H138L139 209H142L143 210V206H142V203L140 202V200H138V203L137 204H134V201H131V202H133V203H131V202H129L128 201V197L127 196H125V198L127 197V199H123V195L125 194H123L122 192L123 191H121V194H123V195H121L122 197H120V196H118L119 194H117V193H120V192H118L119 191V189H117V187H115V186H113V188H114V190H118L117 192L116 191H114L111 187H112V185L110 186V188H106V187H109L108 185L106 186L105 185V189L104 190H101V188L103 187L102 185L104 184V183H102V184ZM5 184H7L6 182H5ZM11 184H10V186H11ZM39 184H40V182H39ZM42 184V183H41ZM49 184V183H48ZM52 184V183H51ZM25 185H26V182L24 183V187H25ZM29 185V184H28ZM33 186H35L34 184H32ZM32 185L30 184L29 186H31V187H29L28 186V188H29V190H31V188H32ZM38 185V184H37ZM50 185V184H49ZM48 185V186H49ZM7 186H9V184L7 185ZM20 186V185H19ZM45 186V185H44ZM48 186H46L47 188H48ZM117 186V185H116ZM12 187V186H11ZM13 187H15L14 185H13ZM21 187V186H20ZM36 187V186H35ZM39 187V186H38ZM41 187V186H40ZM39 187V188H40ZM50 187H52V185L51 186H49V188L48 189H52V188H50ZM119 187V186H118ZM155 187H156V185H155ZM7 188V187H6ZM37 188V187H36ZM36 188H35V190H33V193L31 192V191H29V192H31L32 194H33V196H34V198H32L33 200H38L39 199V197H43V195L45 194V193H43L42 192V190H41V192H42V194L40 195V192L38 193L37 191H36ZM41 188H43V187H41ZM40 188V189H41ZM45 188V187H44ZM47 188H45V190L47 189ZM5 189V190H4ZM17 189V188H16ZM19 189V188H18ZM46 190V191H49V190ZM204 189V188H203ZM202 188H199V187H197V186H191V187H189V190H187L186 192H183V194L181 195V193L179 194V196H176L175 194H173L172 192H170L169 191V189H165L164 191L163 190H160L158 187H156V189H154V191H153V193H154V199H158V198H163L166 202H168V204L169 205H171V206H179V205H183L185 208H192V207H194V205H201L202 204V202H208L209 201V199L207 198V197H209V195H207V194H205V189L203 190ZM21 190V189H20ZM39 190V189H38ZM44 190V189H43ZM5 191V192H4ZM25 191H27L26 189H25ZM37 193H36V192ZM52 191V190H51ZM55 192V191H54ZM207 192V191H206ZM25 193V192H24ZM48 193V192H47ZM51 193V192H50ZM50 193H48V194H50ZM53 193V192H52ZM177 194V195H178ZM29 195H31V196H29ZM47 195V194H46ZM118 197H117V196ZM45 196V195H44ZM115 196V197H114ZM207 196V197H206ZM38 198V199H37ZM45 199H46V197H44ZM120 198H122V200H120ZM44 199V200H45ZM202 199H204V201H202ZM2 200H0V201H2ZM41 199H39L38 201H40ZM44 200H41V202L42 201H44ZM124 200V201H123ZM30 201H31V203H30ZM121 201H123V202H121ZM137 201V200H136ZM142 201V200H141ZM150 202V199H148L147 201H146V203H149ZM3 204V203H2ZM14 204H12L11 206H14ZM6 205V204H5ZM15 206V207H16ZM23 206V207H24ZM37 206H39V205H37ZM37 206H32L33 208H35L36 209V207ZM21 207V206H20ZM26 207V209H30V211H31V208H27ZM22 208V207H21ZM32 208V209H33ZM13 209H15L14 207H13ZM19 209V208H18ZM17 208H16V211L18 210ZM24 209H25V207H24ZM35 209H33V210H35ZM20 210V209H19ZM22 211V210H21ZM36 211H37V209H36ZM32 212V211H31ZM147 215H148V213H147ZM3 216V215H2ZM140 217V218H139ZM7 219L8 218H6V221H7ZM87 219H89L88 221H89V223H94L93 222V218L92 217H89V218H87ZM146 219V220H145ZM13 220H15V219H13ZM149 220H150V218H149ZM148 220V221H149ZM153 221V220H152ZM151 221V222H152ZM155 221V220H154ZM161 221V220H160ZM159 221V222H160ZM163 221V220H162ZM161 221V222H162ZM10 222H12V220L10 221ZM14 222V221H13ZM142 222V224H140ZM144 222V223H143ZM160 222V224L162 225H160V224H156L155 223V225L156 226H161L162 228L164 227L163 226V223H161ZM167 223H169V222H166V225H165V228L168 226V224ZM0 224L2 225V226H5V228H7V223L5 222V219L4 218H2L1 220H0ZM13 224H15V223H13ZM29 224V223H28ZM88 224V223H87ZM90 224V225H91ZM222 224V222H218V225H221ZM231 225H232V227H233V231H232V233L234 234V235H238L239 237H241V238H245L243 235H241L242 233H241V231H240V229L241 228H238V226L237 225H235L234 223H230ZM93 225V224H92ZM109 225L110 226H112L113 228H112V230H113V233H112V235L110 234L111 233V231H109L108 232V230H109ZM150 225V227H153V226H151V225H154V223L152 222V223H150L149 224ZM171 225V224H170ZM2 226L0 227V229L2 228ZM8 226H10V225H8ZM32 227H34V226H30V224H29V226H28V228H29V230L32 232V233H35V230L32 228ZM82 227V226H81ZM148 227V226H147ZM159 227H156L155 228V230L154 231H156V229H158ZM169 227V226H168ZM168 227H167V229L166 230H168ZM171 227V226H170ZM170 227H169V229H170ZM197 228V227H196ZM195 227H194V229H196ZM2 230H4L3 228H2ZM15 230V229H14ZM111 230V229H110ZM196 230H198V229H196ZM200 230V229H199ZM211 231V230H210ZM4 232V235H6L5 234V231H3ZM9 232V231H8ZM153 232V231H152ZM12 233V232H11ZM53 233V232H52ZM150 233V232H149ZM198 233H200V232H198L197 231V233H195L194 232V235H193V237L195 238V240L196 241H204V242H206V243H211L212 244V238H210L211 236V234H208V235H204V233H202V235H198ZM206 233V232H205ZM209 233H211V232H209ZM108 234V235H107ZM144 235V234H143ZM142 235V237H145V236H143ZM162 234H160V235H158V237H157V239L158 240H156L157 241V243H160V245H161V243H163V242H167V241H163V238H161L160 236H161ZM65 236V235H64ZM166 236V235H165ZM141 237V238H142ZM148 238H150L149 236H147ZM164 237V236H163ZM169 237V236H168ZM140 238V239H141ZM236 238V237H235ZM147 239V238H146ZM168 240V238L166 237L165 238V240ZM59 240V239H58ZM62 240V239H61ZM184 240H186V239H184ZM189 240V239H188ZM187 240V241H188ZM64 241V240H63ZM62 241V242H63ZM163 241V242H162ZM216 241V240H215ZM77 242V241H76ZM137 242V241H136ZM194 242L195 241H191L190 243H187L189 246H194ZM146 243V242H145ZM213 243H215L214 241H213ZM64 244V243H63ZM62 244V245H63ZM76 244V243H75ZM140 245L142 244V241L139 243ZM167 244V243H166ZM73 245V244H72ZM100 245V244H99ZM159 245V244H158ZM164 245L165 244H162V246L164 247ZM45 246V245H44ZM66 246H64V247H61V249H64ZM67 247H69V246H67ZM97 247V248H96ZM130 247V248H131ZM138 247V246H137ZM166 247V246H165ZM164 247V248H165ZM160 248H162V247H160ZM61 249L59 248V250L61 251ZM67 249V248H66ZM132 249H133V247H132ZM140 249H142V248H140ZM111 250H113V252H112V254L110 253L111 252ZM136 251H137V249H135ZM63 251V250H62ZM58 252V251H57ZM66 252V251H65ZM133 252V251H132ZM131 252V253H132ZM53 253H56V252H53ZM59 253V252H58ZM64 253V252H63ZM111 254L109 257H110V259H111V261L109 262L108 260H110L109 259V257H106V258H108V259H106L105 257H103L102 258V255L103 254ZM119 253H121L122 255H123V257H121L120 255H119ZM60 254H62V253H60ZM125 254V255H124ZM167 254H168V252H167ZM56 255V254H55ZM58 255V254H57ZM82 255H84V254H82ZM59 256H64V255H59ZM66 256V255H65ZM129 257L128 258H126V259H128L129 261L130 260H132V259H129ZM131 258V257H130ZM124 260V261H128V260ZM78 260V259H77ZM74 261H76V260H74ZM79 261H80V259L77 261V262H74V264H80L79 263ZM134 262V264H135V260L133 261ZM132 261H131V263H133ZM61 262H59V264H60ZM69 263H71V262H69ZM81 263V264H82ZM61 264H63V263H61ZM65 264H67V262L65 263ZM72 264H73V262H72ZM128 264H130V263H128Z\"/></svg>",
	"mask_w": 264,
	"mask_h": 264
}]
</instances>
